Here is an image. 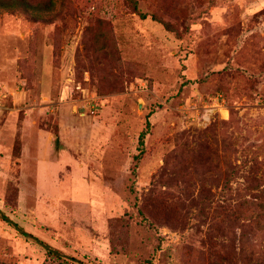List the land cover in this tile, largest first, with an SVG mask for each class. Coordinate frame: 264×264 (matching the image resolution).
Returning <instances> with one entry per match:
<instances>
[{
	"label": "rangeland",
	"instance_id": "rangeland-1",
	"mask_svg": "<svg viewBox=\"0 0 264 264\" xmlns=\"http://www.w3.org/2000/svg\"><path fill=\"white\" fill-rule=\"evenodd\" d=\"M23 1L0 264H264V0Z\"/></svg>",
	"mask_w": 264,
	"mask_h": 264
},
{
	"label": "trees",
	"instance_id": "trees-1",
	"mask_svg": "<svg viewBox=\"0 0 264 264\" xmlns=\"http://www.w3.org/2000/svg\"><path fill=\"white\" fill-rule=\"evenodd\" d=\"M28 6L30 5H28V3L23 0H0V7L4 8H25ZM140 17L143 18L144 15L141 14Z\"/></svg>",
	"mask_w": 264,
	"mask_h": 264
},
{
	"label": "water",
	"instance_id": "water-1",
	"mask_svg": "<svg viewBox=\"0 0 264 264\" xmlns=\"http://www.w3.org/2000/svg\"><path fill=\"white\" fill-rule=\"evenodd\" d=\"M23 232V231H22Z\"/></svg>",
	"mask_w": 264,
	"mask_h": 264
}]
</instances>
